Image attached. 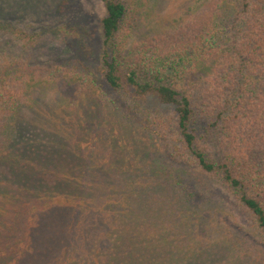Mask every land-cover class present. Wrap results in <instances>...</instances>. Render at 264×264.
Instances as JSON below:
<instances>
[{
  "label": "trees",
  "instance_id": "obj_1",
  "mask_svg": "<svg viewBox=\"0 0 264 264\" xmlns=\"http://www.w3.org/2000/svg\"><path fill=\"white\" fill-rule=\"evenodd\" d=\"M190 1L192 18L170 15L120 48L128 5L101 0L96 68L107 93L84 64L76 98L61 96L55 111L68 120L49 113L54 134L30 133L19 113L38 92L67 87L68 70L57 79L32 61L41 33L0 9V264H264V250L221 226V206L193 203L188 188L214 180L264 237V0ZM55 31L86 41L77 24ZM77 126L116 158L84 155ZM8 239L25 244L12 252Z\"/></svg>",
  "mask_w": 264,
  "mask_h": 264
},
{
  "label": "rangeland",
  "instance_id": "obj_2",
  "mask_svg": "<svg viewBox=\"0 0 264 264\" xmlns=\"http://www.w3.org/2000/svg\"><path fill=\"white\" fill-rule=\"evenodd\" d=\"M125 1L128 5L130 20L128 23L125 21L121 32L118 34L120 41L118 46L120 48L129 45L132 39L153 35L158 30V21L163 18L165 19L171 15V18L175 22L180 20L182 24L192 18L195 13L193 3L190 0ZM0 9L6 10L11 23L18 28L27 30L33 34L37 32L41 33L40 41L30 51L32 61L41 67L55 68L53 76L57 79L59 74L56 72V69L59 68L62 71L63 69L68 70L67 73L64 72L67 79H69L67 87L58 84L57 87L38 92L39 96L36 97L37 99L34 103L31 106L24 104V107L19 113V117L22 118L20 124L22 123L29 127L30 133L31 130L33 133H37L38 131L46 134L60 133L62 129L58 131L54 127V124L49 121V117L52 116L49 113H51V110L54 111L55 115L57 113L58 117H60L61 124L63 119L68 120L66 117L67 114L55 111L57 110L56 108L61 107V96H67L68 99L75 97L76 89L73 85L77 81V73H79L78 77H82L80 74L83 75L84 64L93 70L96 75L95 77L98 82L94 86V89H97L101 97L102 95L100 93L104 92L105 95L107 93L104 87H102V85L104 86V82L96 68V65L98 66L99 64V55L101 54L102 37L100 20L104 12L102 2L101 0H5L4 5L0 6ZM62 24L67 26L77 24L83 27L86 31V41L78 43L75 39L65 37L57 31L54 32ZM126 27L131 29L130 33H123V29H126ZM4 40L6 39L4 38ZM7 40L10 43H15L16 39L7 38ZM16 47L18 48L17 50L21 49V43L19 42ZM70 74L72 75L69 76ZM70 78L74 79L70 80ZM24 100H27V98L24 97ZM24 103H27V101H24ZM109 123L107 118L103 117L99 125L108 130L112 127ZM73 129L75 131L73 133V136H75L74 142L81 143L79 145H81V151L84 155L89 154L88 152L90 151H94L97 157L108 155L105 157L109 159L110 157L113 159L116 158L115 154L117 153L105 147L102 144L101 136L96 135V132H91L89 129L85 132L78 128V126ZM80 138L83 139L82 142ZM144 142L149 143V140L146 139ZM167 153H169V149H167ZM51 179L54 180V176ZM182 181L184 182L183 179ZM180 188L183 190L184 196H188V192L184 190L185 187ZM188 188L194 192V197L192 198L193 203L202 204L206 200H210L221 206L222 210L217 213V220L223 228L241 240V244L244 247L246 246L248 249L249 247L251 249L256 247L259 250H264V237L260 233H257L250 217L242 208L229 197L227 198L225 193L220 190L221 187L218 183L212 179L204 181L203 184L197 181L193 182L192 180L188 181ZM15 237L10 236L13 239ZM234 240L236 239L234 238ZM7 242L9 244L8 247H10V240L8 239ZM24 244H14V247H10L9 251L11 249L12 252H15L20 249V245L24 246ZM73 248L71 247V249ZM38 249L36 245L34 253ZM74 250L75 254H77L78 252L75 248ZM225 255L227 254L225 253Z\"/></svg>",
  "mask_w": 264,
  "mask_h": 264
}]
</instances>
